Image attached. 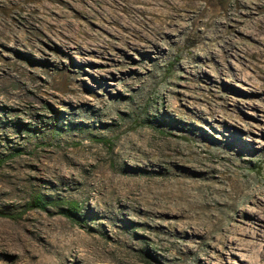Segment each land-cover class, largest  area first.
<instances>
[{"label": "rangeland", "instance_id": "obj_1", "mask_svg": "<svg viewBox=\"0 0 264 264\" xmlns=\"http://www.w3.org/2000/svg\"><path fill=\"white\" fill-rule=\"evenodd\" d=\"M259 23L264 0H195L157 54L97 0H0V264H248L226 250L264 221V79L204 38Z\"/></svg>", "mask_w": 264, "mask_h": 264}, {"label": "bare ground", "instance_id": "obj_2", "mask_svg": "<svg viewBox=\"0 0 264 264\" xmlns=\"http://www.w3.org/2000/svg\"><path fill=\"white\" fill-rule=\"evenodd\" d=\"M61 2V0H58ZM103 3L107 9L111 19L116 21L121 31L128 32L129 29L140 30L145 33V42L143 47L148 52L160 54L166 46L174 44V37L179 34H168L165 30L164 19L169 17L174 19L177 13L185 6L195 2V0H97ZM121 22L128 23L124 26ZM217 27L221 23H214ZM173 26L174 23H171ZM212 25V26H215ZM249 28V27H248ZM258 34H216L215 37L204 38L206 49L205 52L210 54L212 64L220 62V57L214 55L213 50L220 47L228 56L232 54V50L238 41L241 44H248L252 48L250 57L256 63V69L260 71V75L264 79V25L258 24L256 27ZM223 33L225 30L220 29ZM262 32V33H261ZM195 42H199L204 34H184ZM218 47L212 50L214 43ZM166 44V45H165ZM211 64V65H212ZM218 67V68H217ZM217 72L222 75L226 74L224 67L216 66ZM259 93H264L260 91ZM78 92H76V95ZM236 121V120H234ZM257 206V202L253 203ZM238 238L227 248L226 254L233 253L232 250L242 252L241 256L245 257L248 264H264V221L260 218L251 217L247 219L245 227L236 234ZM228 254V255H229ZM227 257L224 259L227 261Z\"/></svg>", "mask_w": 264, "mask_h": 264}, {"label": "trees", "instance_id": "obj_3", "mask_svg": "<svg viewBox=\"0 0 264 264\" xmlns=\"http://www.w3.org/2000/svg\"><path fill=\"white\" fill-rule=\"evenodd\" d=\"M4 163L3 159H0V169L2 167ZM63 202H47L46 200H44V198L40 195L36 196L32 202V205L34 207L37 208H43L45 209L47 207V205H54V206H58L60 204H62ZM80 206L77 202H69L67 208H64L60 211V213L62 215H64L65 217L69 218V219H79V214H80Z\"/></svg>", "mask_w": 264, "mask_h": 264}]
</instances>
